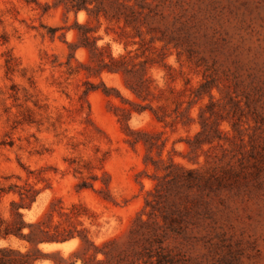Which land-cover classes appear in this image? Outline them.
<instances>
[{
    "label": "rangeland",
    "instance_id": "1",
    "mask_svg": "<svg viewBox=\"0 0 264 264\" xmlns=\"http://www.w3.org/2000/svg\"><path fill=\"white\" fill-rule=\"evenodd\" d=\"M66 1L0 0V185L76 229L34 264H264V0Z\"/></svg>",
    "mask_w": 264,
    "mask_h": 264
},
{
    "label": "trees",
    "instance_id": "2",
    "mask_svg": "<svg viewBox=\"0 0 264 264\" xmlns=\"http://www.w3.org/2000/svg\"><path fill=\"white\" fill-rule=\"evenodd\" d=\"M65 5L67 10L77 11L85 8L89 11L85 0H67ZM120 5L123 6L122 4L117 5L113 15H122L127 20L133 12L127 13L125 11H119ZM7 192L17 194L18 200L10 201V215L7 219L0 216V237L9 238L14 236L27 242L30 248L25 252H20L10 246L0 247V264H34L38 258L35 252L38 251L37 245L40 242H66V240L70 241V239L76 237V229L74 227L60 229L59 224L52 226L51 223H46L41 219L36 222H26L24 220L20 208H30L31 204L36 200L38 190L19 187L16 184H10L8 186L0 185V197ZM164 218H167V216ZM25 228H28V230L24 231ZM143 241L145 242L143 246L144 251L139 252L141 257H154V264H176L174 257L170 253L164 252L162 249L155 251L151 249L153 242H159V238L153 232L143 237ZM12 254L17 255V257Z\"/></svg>",
    "mask_w": 264,
    "mask_h": 264
},
{
    "label": "water",
    "instance_id": "3",
    "mask_svg": "<svg viewBox=\"0 0 264 264\" xmlns=\"http://www.w3.org/2000/svg\"><path fill=\"white\" fill-rule=\"evenodd\" d=\"M63 242H65V241H62V242H58V243H63Z\"/></svg>",
    "mask_w": 264,
    "mask_h": 264
},
{
    "label": "bare ground",
    "instance_id": "4",
    "mask_svg": "<svg viewBox=\"0 0 264 264\" xmlns=\"http://www.w3.org/2000/svg\"><path fill=\"white\" fill-rule=\"evenodd\" d=\"M63 243H64V242H63ZM64 245H66V243H65Z\"/></svg>",
    "mask_w": 264,
    "mask_h": 264
}]
</instances>
